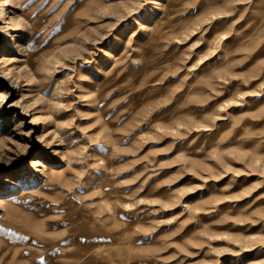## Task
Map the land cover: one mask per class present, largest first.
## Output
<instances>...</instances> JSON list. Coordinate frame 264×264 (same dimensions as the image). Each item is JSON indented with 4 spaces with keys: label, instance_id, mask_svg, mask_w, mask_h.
I'll return each mask as SVG.
<instances>
[{
    "label": "rangeland",
    "instance_id": "374dc122",
    "mask_svg": "<svg viewBox=\"0 0 264 264\" xmlns=\"http://www.w3.org/2000/svg\"><path fill=\"white\" fill-rule=\"evenodd\" d=\"M0 264H264V0H0Z\"/></svg>",
    "mask_w": 264,
    "mask_h": 264
},
{
    "label": "bare ground",
    "instance_id": "6f19581e",
    "mask_svg": "<svg viewBox=\"0 0 264 264\" xmlns=\"http://www.w3.org/2000/svg\"><path fill=\"white\" fill-rule=\"evenodd\" d=\"M4 11H5L4 13L7 14V9H6V8H4ZM8 15H9V14H7V17H8ZM27 18H28V17H27ZM31 23H32V22H31ZM36 46H37V45H36ZM37 47H38V46H37ZM37 49H38V48H37ZM73 256H74V255H73Z\"/></svg>",
    "mask_w": 264,
    "mask_h": 264
}]
</instances>
